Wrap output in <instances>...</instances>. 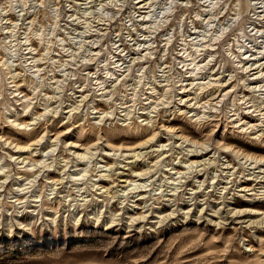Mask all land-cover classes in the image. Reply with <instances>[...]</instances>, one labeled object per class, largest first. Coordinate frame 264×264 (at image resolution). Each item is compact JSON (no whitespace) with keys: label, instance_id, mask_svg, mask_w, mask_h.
I'll use <instances>...</instances> for the list:
<instances>
[{"label":"rangeland","instance_id":"obj_1","mask_svg":"<svg viewBox=\"0 0 264 264\" xmlns=\"http://www.w3.org/2000/svg\"><path fill=\"white\" fill-rule=\"evenodd\" d=\"M0 264H264V0H0Z\"/></svg>","mask_w":264,"mask_h":264}]
</instances>
